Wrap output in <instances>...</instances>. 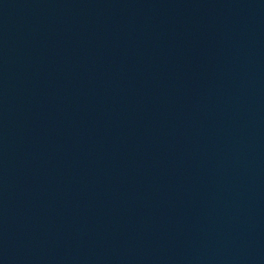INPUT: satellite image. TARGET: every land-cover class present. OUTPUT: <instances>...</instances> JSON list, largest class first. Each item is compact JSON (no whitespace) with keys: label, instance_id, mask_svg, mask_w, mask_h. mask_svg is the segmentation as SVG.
<instances>
[{"label":"water","instance_id":"water-1","mask_svg":"<svg viewBox=\"0 0 264 264\" xmlns=\"http://www.w3.org/2000/svg\"><path fill=\"white\" fill-rule=\"evenodd\" d=\"M0 264H264V0H0Z\"/></svg>","mask_w":264,"mask_h":264}]
</instances>
